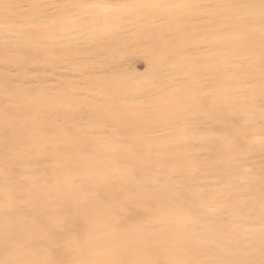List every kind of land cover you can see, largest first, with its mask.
<instances>
[{
  "label": "rangeland",
  "instance_id": "374dc122",
  "mask_svg": "<svg viewBox=\"0 0 264 264\" xmlns=\"http://www.w3.org/2000/svg\"><path fill=\"white\" fill-rule=\"evenodd\" d=\"M258 5L263 6V10L251 15L248 10ZM179 9H182V15L176 23L178 26L171 27V31L163 35L173 51L156 65L149 53L151 41L143 31L147 28L155 31L165 26L169 13ZM232 20L246 22L249 27L256 28V32L264 31V0H0V113H8L20 126L30 127V122L26 121L20 109L23 97L19 89L27 92L25 98L28 99L42 92L50 103L42 116L59 130L65 133L77 131L79 139H92L99 147L126 148L130 140L120 133V123L100 117L93 108L106 109L110 105L114 108L122 104L137 106L140 108L138 114L147 118L140 132L144 137L142 144H148L141 145V156H158L162 149L161 142L170 141L178 133L191 131L194 137L183 141L191 151L187 155L191 158L189 162L199 163V167L186 176L177 173L171 175L166 169L156 166H150L145 173L137 168L138 172L147 176V192L156 196L154 193L160 185L170 179L176 185L174 197H186V194L192 193L198 196L195 201L184 200L190 204L194 202L191 206L194 211L197 206L206 205L209 211H218L220 217L224 218L223 222L232 228L243 227L244 217L250 212L249 202L260 194L248 190V181L253 178L264 179V97L253 95V99H250L253 82L243 73L236 74L239 77L237 84L232 83L235 70L247 69L248 66L234 56L227 46L223 48L222 44L218 45L216 37H212L217 28L216 23L226 25ZM231 27L227 25L224 31H232L229 29ZM45 30L53 32L41 38V45L28 44L34 38V33ZM218 46L222 48L220 53L227 57L223 62L226 66L225 75L208 70L209 65L217 62L212 56L217 53ZM45 52L50 53L48 60H44ZM192 62L200 63L193 71L189 69ZM1 79H5L6 84ZM215 79L223 80V84L229 88L237 85L230 94L231 99L249 108L236 118L228 115L222 119L209 120L202 115L187 116L183 118V126L182 123H173L166 128L153 117L159 102L188 93L186 87L191 84L192 92L200 91L203 94L204 104L200 106L205 105L207 109L214 107L216 91L212 84ZM119 86L123 89L121 93L116 92ZM38 101L46 103L45 100ZM197 107L192 104L190 108L193 110ZM246 115H250L253 121L248 120ZM30 117L37 118L32 114ZM237 122L246 128L243 143L249 150L235 157L238 168L236 175L231 170L202 167L214 155L207 148L203 136L208 135L214 140L230 137V132L218 125H233ZM34 146L38 145L29 146L25 152L32 154ZM53 152L58 154V151ZM76 156L88 159L90 152L79 149ZM55 159L51 157L45 161L50 178L44 180L41 172L32 174V165H14L11 177L16 182L14 187L22 191L31 186L52 188L55 180L51 178L50 170L56 165ZM127 164L136 168L133 162ZM5 166L0 162V171ZM189 178L191 186L187 187L185 180ZM70 183L91 196L88 183L82 175L71 176ZM240 199L242 202L234 203ZM235 205L239 206V210L230 209ZM29 208L25 201H21L11 211L25 212L28 219L40 220L39 212ZM8 210L0 208V215ZM138 210L117 216L126 224L149 225L151 221L142 217V212L148 209ZM11 221L15 220L9 219ZM4 222L7 221L0 218V226L6 224ZM191 223L204 227L220 224L211 218L203 222L196 217ZM247 227L249 231L261 229L254 223ZM244 240L246 251L253 253L249 258L250 264L257 263L259 256L253 249L258 240L249 235ZM261 254L264 256V251Z\"/></svg>",
  "mask_w": 264,
  "mask_h": 264
},
{
  "label": "bare ground",
  "instance_id": "6f19581e",
  "mask_svg": "<svg viewBox=\"0 0 264 264\" xmlns=\"http://www.w3.org/2000/svg\"><path fill=\"white\" fill-rule=\"evenodd\" d=\"M262 10L263 6L258 5L248 11L256 15ZM181 12L182 9L170 12L165 26L155 31L152 28L143 31L151 41L149 53L156 65L173 51L163 35L171 31V27L178 26L176 23ZM153 13L161 14L159 11ZM216 25L212 35L216 37V43L222 44L223 48L227 46L234 56L248 66L247 69L235 70L232 83L237 84L239 77L236 74L243 73L253 82L250 99H253V95L264 97V31L256 32V28L249 27L243 21L232 20L226 25L218 22ZM227 25L232 26L229 28L232 31H224ZM52 32L45 30L34 33V38L28 44L41 45V38L44 35L50 36ZM221 49L217 47V53L212 56L217 62L209 65L208 70L225 75L226 66L223 62L227 57L220 53ZM44 58L48 60L50 53L45 52ZM193 62L189 66L191 71L200 66L199 62ZM1 81L6 84L5 79ZM192 85L186 87L188 93L177 94L172 99L158 103L153 117L162 127L166 128L173 123H182L183 126V118L192 115H202L209 120L222 119L228 115L236 118L249 108L231 99L230 94L237 85L229 88L221 79H215L212 84L217 104L210 109L205 105L201 107V103L204 104L203 94L200 91L192 92ZM122 90L116 92L121 93ZM19 91L23 97L20 109L26 121L30 122V127L20 126L8 113H0V162L6 165L0 171V208L9 209L0 215V218L7 221L0 226V264H250L249 258L253 253H248L244 247L243 239L246 235L258 240L253 249L259 256L255 264H264V256L261 254L264 251L262 177L248 181V190L260 194L249 202L250 212L244 217L245 225L232 228L223 222L224 218L220 217L218 211L211 212L206 205H194L197 206L194 211L191 207L194 202H184L197 200L198 196L193 193L186 194V197H174L176 185L170 179L160 185L154 193L156 196L146 190L148 181L144 173L150 166L166 169L171 175L177 173L183 176L190 175L195 167H199V163L189 162L191 158L187 155L191 151L183 141L192 139L193 132L178 133L170 141L161 142L162 149L158 156H141V145L148 143L142 144L144 137L140 131L147 118L138 114L140 108L127 104L114 108L110 105L106 109L94 107L100 117L113 123L119 122L122 127L120 133L130 140L126 148L99 147L92 139H79L77 131L65 133L46 120L42 112L50 103L42 92L28 99L25 98L27 92L22 89ZM38 100H45L46 103ZM192 104L197 105V109L192 110ZM224 104L226 106L222 108ZM31 114L37 118H28ZM246 118L253 121L250 115H246ZM237 123L218 125L227 129L230 137L214 140L208 135L203 136L207 148L214 155L202 167L231 170L236 175L238 168L235 157L249 150L243 143L246 128ZM34 144L38 145L34 146L35 151L32 154L26 153L29 146L33 147ZM83 148L90 152L88 159L76 156L78 150ZM53 150L58 151V154ZM51 157L56 158V165L50 170L51 178L55 180L52 188L31 186L22 191L14 187L16 182L11 179L14 165H32L33 175L41 172L43 180L49 179V171L44 164ZM126 161L133 162L136 168L128 166ZM137 168L144 173L138 172ZM77 174L82 175L88 183L91 196L70 183V177ZM190 182L191 178L185 180L187 187L191 186ZM47 194L51 196L47 197ZM21 201H25L29 209L39 212L40 220L28 219L25 212L12 213L11 210H15ZM240 202L241 199L234 201L236 204ZM140 208L148 209L142 212V217L151 221L149 225L126 224L117 216L139 211ZM238 208L236 205L230 207ZM193 217L203 222L211 218L220 224L205 227L194 225V222L191 223ZM9 219L15 221L9 222ZM253 223L261 226V229L249 231L247 225Z\"/></svg>",
  "mask_w": 264,
  "mask_h": 264
}]
</instances>
